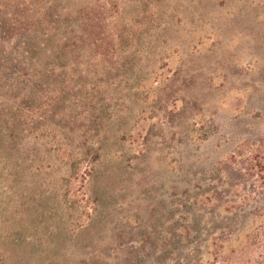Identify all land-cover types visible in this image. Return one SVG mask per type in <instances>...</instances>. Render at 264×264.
<instances>
[{
  "label": "rangeland",
  "instance_id": "rangeland-1",
  "mask_svg": "<svg viewBox=\"0 0 264 264\" xmlns=\"http://www.w3.org/2000/svg\"><path fill=\"white\" fill-rule=\"evenodd\" d=\"M48 2L30 33L0 14V264H207L219 224L239 246L264 0Z\"/></svg>",
  "mask_w": 264,
  "mask_h": 264
},
{
  "label": "trees",
  "instance_id": "trees-1",
  "mask_svg": "<svg viewBox=\"0 0 264 264\" xmlns=\"http://www.w3.org/2000/svg\"><path fill=\"white\" fill-rule=\"evenodd\" d=\"M48 1L50 0H0L3 26L12 29L24 27V32L27 29L38 30L45 23L44 12L48 10L50 3ZM242 164L246 181H253L252 178L256 176V185L251 186L250 194L244 196L242 201L244 204L249 202L251 204V200L253 201L251 197H257V216L254 217L257 218V227L245 235L239 246L229 250L226 247L233 241L230 230H227L223 224H219V230L212 229L207 241L199 245V249L204 246L203 249H207L206 255L210 256L207 264H264V133L257 145V162L247 159ZM229 198L230 195L227 199ZM225 204L226 208H232L228 200ZM198 251H196L198 256L195 255L196 264H202L199 260L203 254L199 255Z\"/></svg>",
  "mask_w": 264,
  "mask_h": 264
}]
</instances>
